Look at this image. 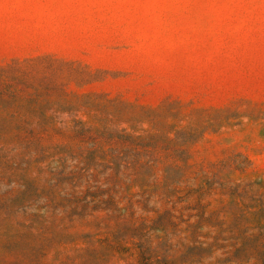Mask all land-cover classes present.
Returning <instances> with one entry per match:
<instances>
[{"label":"rangeland","instance_id":"374dc122","mask_svg":"<svg viewBox=\"0 0 264 264\" xmlns=\"http://www.w3.org/2000/svg\"><path fill=\"white\" fill-rule=\"evenodd\" d=\"M193 246L264 264V0H0V264Z\"/></svg>","mask_w":264,"mask_h":264},{"label":"trees","instance_id":"16d2710c","mask_svg":"<svg viewBox=\"0 0 264 264\" xmlns=\"http://www.w3.org/2000/svg\"><path fill=\"white\" fill-rule=\"evenodd\" d=\"M167 213L170 214V212H167ZM196 236L197 235L194 234V239H196ZM185 250H187L186 253L175 252L173 257H175L177 260H176V262H172L171 264L188 263L190 261V256L196 257L198 259L197 263L200 264V263H203V262H201V260H203L205 255H208L209 252L211 253V248H203L202 246H193V247L185 248ZM167 264H168V262H167Z\"/></svg>","mask_w":264,"mask_h":264}]
</instances>
